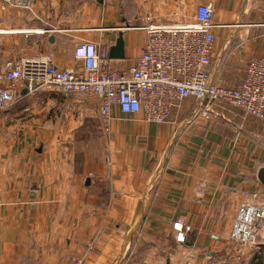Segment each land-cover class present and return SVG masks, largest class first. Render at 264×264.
<instances>
[{
	"label": "crops",
	"instance_id": "1",
	"mask_svg": "<svg viewBox=\"0 0 264 264\" xmlns=\"http://www.w3.org/2000/svg\"><path fill=\"white\" fill-rule=\"evenodd\" d=\"M200 4L213 7L212 79L235 87L247 62L264 56V0H32L28 10L0 2V71L8 59L50 51L57 69H78L74 47L108 51L119 34L123 58L107 52L102 62L125 70L141 54L145 27L192 23ZM5 113L0 264H223L239 257L229 233L242 192L264 203L256 177L264 166L261 120L228 106L204 116L184 100L163 124L113 108L105 132L96 98L56 90L21 93ZM179 216L190 227L184 243L172 231ZM251 250L263 264L264 238Z\"/></svg>",
	"mask_w": 264,
	"mask_h": 264
},
{
	"label": "built area",
	"instance_id": "2",
	"mask_svg": "<svg viewBox=\"0 0 264 264\" xmlns=\"http://www.w3.org/2000/svg\"><path fill=\"white\" fill-rule=\"evenodd\" d=\"M0 2L28 10L32 0ZM193 18L192 23L145 27L141 54L121 71L108 69L102 62L108 51L91 43L74 47L80 66L73 70L57 69L51 51L8 59L0 71V111L23 90L35 93L52 87L61 93L96 98L98 118L105 132L109 130L113 108L124 115L141 113L147 123L163 124L184 100H193L204 116L213 106H228L243 118L250 116L264 122V56L247 62L237 86H222L211 76L212 5H197ZM242 198L229 238L235 244L252 248L258 236L264 238V203H255L247 192H242ZM172 230L176 242H183L185 232L190 230L184 216L177 217Z\"/></svg>",
	"mask_w": 264,
	"mask_h": 264
},
{
	"label": "rangeland",
	"instance_id": "3",
	"mask_svg": "<svg viewBox=\"0 0 264 264\" xmlns=\"http://www.w3.org/2000/svg\"><path fill=\"white\" fill-rule=\"evenodd\" d=\"M46 90H54L52 87H48ZM38 92H40V91H38ZM25 93H28L27 91H25ZM30 94V93H29ZM17 99V98H16ZM15 99V100H16ZM15 100L13 101V102H11V103H9L2 111H0V119L2 120V124H4V125H8L9 124V122L6 120V118L4 117L5 115H6V109L11 105V104H13L14 102H15ZM3 136H4V142L5 143H7L8 141H10V139H11V134L10 133H6V132H4L3 133ZM19 139L20 140H22V138H21V136L19 137ZM89 141L90 140H88V141H86V142H79V144H80V146L81 147H83V146H89L90 144H89ZM104 158V154H103V151H100L99 152V159H103ZM236 216V215H235ZM235 218V217H234ZM233 218V219H234ZM233 222V221H232ZM172 225V224H171ZM173 231V230H172ZM190 232V230L189 231H187V232H185V234H184V240H183V242H179V243H184L185 242V240H186V236L188 235V233ZM173 234H174V238L176 237V234L174 233V231H173ZM230 234V233H229ZM258 237H260V236H258ZM230 239V238H229ZM176 241V240H175ZM230 242L232 243L231 245H232V247L230 248V251L231 252H234V250H235V252H237V253H240V255H238L239 257L237 258V260H224V261H222V263L223 264H255L256 262H255V260H254V262H253V260L251 259L252 258V256H253V252H252V250H251V248H249V247H247V246H243V245H240V244H235V243H233L231 240H230ZM240 256H245L244 257V261H241L240 259ZM78 261V260H77ZM75 262V261H74ZM74 262H72V264L74 263ZM261 264V263H260ZM263 264H264V262H263Z\"/></svg>",
	"mask_w": 264,
	"mask_h": 264
},
{
	"label": "water",
	"instance_id": "4",
	"mask_svg": "<svg viewBox=\"0 0 264 264\" xmlns=\"http://www.w3.org/2000/svg\"><path fill=\"white\" fill-rule=\"evenodd\" d=\"M49 41L52 42V39ZM108 58L109 59H122L123 58V43H122V37L120 34L118 35V38L116 39L115 44L109 48ZM24 92L25 90L22 91V93ZM256 177L264 188V166L258 169ZM85 183L86 185H88L89 180L87 179Z\"/></svg>",
	"mask_w": 264,
	"mask_h": 264
}]
</instances>
